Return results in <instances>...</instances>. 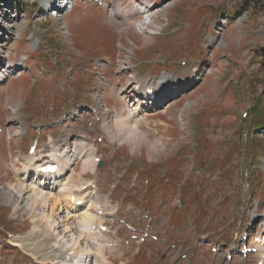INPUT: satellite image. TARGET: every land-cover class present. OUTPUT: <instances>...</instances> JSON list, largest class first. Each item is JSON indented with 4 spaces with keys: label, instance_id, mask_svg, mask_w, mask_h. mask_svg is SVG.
<instances>
[{
    "label": "rangeland",
    "instance_id": "1",
    "mask_svg": "<svg viewBox=\"0 0 264 264\" xmlns=\"http://www.w3.org/2000/svg\"><path fill=\"white\" fill-rule=\"evenodd\" d=\"M94 1L72 0L65 7L61 0L64 7L55 18L46 15L43 0H0V72L22 63L0 84V264H38L13 244L17 236L38 259L45 262L51 253L64 260L65 250L49 245L53 241L46 236L37 241L44 247L32 249L37 216L27 202L30 194L22 195V209L1 196L3 189L15 193L21 183L26 186L28 148L36 139L40 152L51 153L62 150L66 137L73 145L84 133L91 135L86 149L103 166L84 170L83 147L77 144L72 170L51 191L85 183L86 202L98 200L103 209L101 222L110 232L101 238V248L89 243V264H258L264 253V152L250 163L254 153L246 152L244 114H252L258 99L264 101V0H106V10ZM140 4L153 9V24L140 30L143 15L114 23L117 6L127 13ZM209 6L227 13L214 22ZM50 27L58 32L56 40L61 38L54 48L46 46L47 37L55 36L46 31ZM174 47L178 51L171 54ZM62 56L60 69L57 57ZM135 57L161 65L154 72L151 66L137 70ZM48 60L52 69L44 66ZM161 69L168 73L156 77ZM163 76L175 82L166 89L160 81L166 99L150 113L139 110V130L147 143L141 138L137 147L127 143L131 133L124 139L117 123L108 134L106 117L130 119L136 108L130 97H144L133 83L159 86ZM95 103L107 115L100 111V123L83 112ZM199 113L205 131L196 147L191 130ZM21 129L25 134L16 137ZM193 155L206 163L203 168L194 166ZM130 161L135 167L128 170ZM61 209L59 223L69 217ZM80 214L70 213L74 227ZM8 232L4 241L1 234ZM244 243L258 252L227 260Z\"/></svg>",
    "mask_w": 264,
    "mask_h": 264
},
{
    "label": "bare ground",
    "instance_id": "2",
    "mask_svg": "<svg viewBox=\"0 0 264 264\" xmlns=\"http://www.w3.org/2000/svg\"><path fill=\"white\" fill-rule=\"evenodd\" d=\"M44 1H47V0H44ZM119 7L120 6H117L116 7L117 12L113 13L114 23L116 25L119 24L118 22L125 23L132 16H136V15L144 16V22L138 25L140 30L144 28L146 29V27L154 23L155 13L153 12V9L148 5H142V4L137 5L135 8L133 7L130 8V10L127 13H125L124 10L122 9L120 10ZM13 71H14V67L9 68L7 71L3 73L0 72V82L4 83L5 79L9 78L8 76L13 74ZM162 80L168 85L173 84V81L170 78H165V76H163V78L159 80V82ZM130 98L134 100L135 105L138 104L142 106L143 104H146V102L144 101L145 99L143 98H140L142 100H135L134 97H130ZM131 110L132 111L129 114L130 119H128L127 116L126 117L118 116L117 117L118 119L114 121V119L112 118V114H109L107 116V118H109V121L106 123V128L109 129L108 132L111 134L115 130L113 124L117 123L120 129V130L118 129V131H120V133L122 134L121 136L124 137L125 139V137H127V135L131 133V136H129L126 139V141L129 144H133L134 147H137L140 144L139 143L140 140L136 142V138L142 139L141 144L147 143L146 142L147 140L146 138L141 137V133L139 130V124L141 123L142 118L138 116L139 115L138 110L136 108L131 109ZM130 120L134 122L130 123ZM80 142H83V141H80ZM74 145L76 146V149H77V142L73 145H70L68 137H66V140L64 142L65 147L61 155L58 156L57 154H55L52 157L53 160L56 161L55 165H58V170L55 174L50 175V176L44 173L41 174L38 171V165H37L42 161L49 160L50 158H45V157L43 158L42 156H39V157L31 156L29 158L27 157L28 158V160L26 161L27 168H24L25 169L24 171L29 172V174H27V176L23 179L25 180L26 186L25 184L21 183L19 186H17V188H15L16 189L15 193L13 191H10V189L9 190L3 189L1 198L4 202L11 203L14 206H17V209H22L21 208L22 207L21 205L23 202L22 195L26 192L30 194L27 202L33 214L35 213L37 216L36 217L37 220L34 221L35 222L34 232L35 231L36 232L32 235L33 237H31L32 244H33L32 249L37 250L38 247L40 248L44 247V244H42L43 242L39 245L38 243H40V241L39 242L37 241L40 240L41 236L42 237L46 236L48 237V239H51V241H53V242H50L49 245L54 244L53 247H55V249L56 247H58V249L60 250H65L67 247L72 246L73 250L76 252V257L82 260L81 264H89L88 258L93 252L90 248L91 245H89L90 242L82 244L81 241L84 240L85 238H88L87 239L88 241H94L98 238L97 231L93 233L91 229L93 225H95L96 222L100 224L98 210L96 209L98 208V204H99L98 200L97 202L91 201L90 205L88 206L85 205V208L80 209L77 202L81 199L74 197L73 194L78 193L77 192L78 189H81L82 186L76 187V186L70 185L71 187L62 189V191H60L58 194H54L50 189L53 184L58 185L60 184V182L65 181L66 177L68 176V171L72 170L70 163L75 158L74 155L76 154V150H71L70 148ZM81 147H83L82 149L80 148L82 151L78 153H79V156H82L85 158V164H84L83 169L84 170L94 169L95 166L93 164V159L95 158V156H93V152H90V150L86 149L88 148V145H86L85 143H83ZM36 158H39V159L35 160ZM30 167L32 168L29 170L28 168ZM32 174H35L34 181L29 183L30 181L28 178ZM47 177L50 178V180H48ZM50 181H53V182L50 183ZM48 182L49 184H47ZM64 185L66 184L64 183ZM85 185L86 184L84 183V186ZM46 189L50 190L48 191L49 193L45 192ZM61 206H63L64 210L68 211L67 215L69 216L63 223H59V218H60L59 213L62 210ZM74 211L75 212L81 211V214L79 215V218L77 220L78 222H76L77 224L75 225V227H74V223H70V220H72L70 218V213H73ZM60 225H63L62 226L63 231L61 232L59 231ZM21 237L22 236H17L14 239L13 244H15V246H17L23 253L35 259L38 263L44 264L48 262H51V263L57 262L58 264H65L63 262V259L60 260V258H57L56 256H51L52 255L51 253L46 254L48 258H47V261L45 262L42 259H38L37 255L33 254V251L31 252V249L30 250L23 249V245L21 244V241H22ZM101 246L102 244H99V248H101ZM53 252L54 251H52V253ZM59 253L61 254V252ZM262 255H264V253H262ZM60 256H63V255H60ZM85 258H87L86 262H85Z\"/></svg>",
    "mask_w": 264,
    "mask_h": 264
},
{
    "label": "trees",
    "instance_id": "3",
    "mask_svg": "<svg viewBox=\"0 0 264 264\" xmlns=\"http://www.w3.org/2000/svg\"><path fill=\"white\" fill-rule=\"evenodd\" d=\"M219 10H224V8H216L215 6H209V11L207 12V14H213V13H216L217 11ZM264 51V49H263ZM264 99V98H263ZM257 109H259V112L256 113V114H253L251 115L247 121H246V131L248 133L252 132V131H255L257 128H261V127H264V101H262L261 99H258L257 101ZM203 121V117L202 116H199L198 120H197V123L201 124ZM263 140H259L258 142H255L254 139H251L250 140V144H248V147H247V152H249L250 154H253L257 149L259 150L260 149H263L264 150V145ZM210 143V142H209ZM253 143H256V145H258L256 147L255 144ZM237 146H235L236 148ZM237 150V149H236ZM252 158H255V156H253ZM199 165L203 166L204 164H206L205 162L203 163L200 159H199ZM230 167L228 166H225L224 167V171L227 172L229 170ZM225 174V173H224Z\"/></svg>",
    "mask_w": 264,
    "mask_h": 264
}]
</instances>
